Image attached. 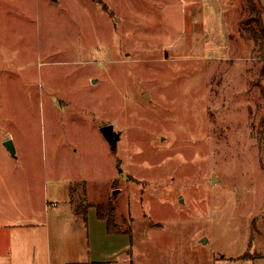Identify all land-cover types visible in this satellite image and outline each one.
<instances>
[{"label": "rangeland", "instance_id": "1", "mask_svg": "<svg viewBox=\"0 0 264 264\" xmlns=\"http://www.w3.org/2000/svg\"><path fill=\"white\" fill-rule=\"evenodd\" d=\"M251 17L247 0H0V209L72 186L101 224L93 264H264Z\"/></svg>", "mask_w": 264, "mask_h": 264}, {"label": "crops", "instance_id": "2", "mask_svg": "<svg viewBox=\"0 0 264 264\" xmlns=\"http://www.w3.org/2000/svg\"><path fill=\"white\" fill-rule=\"evenodd\" d=\"M72 188L66 204L53 202V194L45 191L38 197L40 205L24 206L21 210L0 209V218H3L0 264L90 263L94 225L101 227V224L93 220L88 222V213L85 216L83 209L76 210L78 203L72 198L75 193ZM99 219L104 223L108 240L114 238L106 221Z\"/></svg>", "mask_w": 264, "mask_h": 264}, {"label": "trees", "instance_id": "3", "mask_svg": "<svg viewBox=\"0 0 264 264\" xmlns=\"http://www.w3.org/2000/svg\"><path fill=\"white\" fill-rule=\"evenodd\" d=\"M257 3L261 4L260 0H247V9L249 10L250 15L253 17H251V19H253L257 23V26H251L253 39L259 46H261V48H264V25L262 21V14L264 12V9L262 7L259 11V15H257ZM89 208V204L87 205V203L85 202V205L83 203H80L76 207V210L80 211L83 209L82 213L87 216ZM97 208L99 212V217L105 220L107 223L109 233L121 234V231L116 229L117 226L114 223L113 201H110L108 204L98 205Z\"/></svg>", "mask_w": 264, "mask_h": 264}, {"label": "water", "instance_id": "4", "mask_svg": "<svg viewBox=\"0 0 264 264\" xmlns=\"http://www.w3.org/2000/svg\"><path fill=\"white\" fill-rule=\"evenodd\" d=\"M145 96L147 97L148 95ZM101 131L105 136V138L107 139V141L109 142V144L111 145V147L114 150H116L118 146V142L121 139V134L115 130L114 125L111 124L105 125L101 128ZM5 145L10 151L12 152L14 151L12 141L10 140L6 141ZM215 180H216V176L214 175V181Z\"/></svg>", "mask_w": 264, "mask_h": 264}]
</instances>
